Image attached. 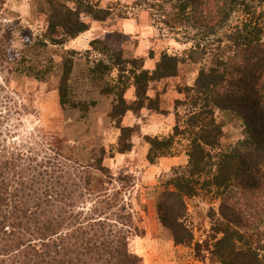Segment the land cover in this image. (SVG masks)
Masks as SVG:
<instances>
[{"label": "trees", "instance_id": "trees-1", "mask_svg": "<svg viewBox=\"0 0 264 264\" xmlns=\"http://www.w3.org/2000/svg\"><path fill=\"white\" fill-rule=\"evenodd\" d=\"M166 1L175 8L181 26L194 31L195 45L188 57L163 52L151 70L142 58L129 59L103 39H93L87 50L99 55L89 62V79L114 97L110 117L121 134L112 153L133 148L138 126L122 124L128 111L160 110L158 100L149 95L151 82L177 75L181 62L203 64L195 83L185 87V98L176 101V107L185 109L183 115L177 111L185 125L177 123L169 136L146 135L152 163L174 155L179 136L188 140L187 164L175 168L158 196V221L175 244L192 245L195 235L187 200L196 196L218 200V209H210L209 237L195 244L197 256L210 254L218 264H264V0ZM39 6L48 30L29 43L36 51L48 44L64 45L89 30L84 16L105 21L111 15L94 0H77L73 6L42 0ZM237 14L238 21L230 23ZM9 50H0V65L9 64L12 72L44 80L53 71V64L41 61L40 67L29 54L17 59ZM73 52H67L62 62L60 104L85 117L96 102L74 95ZM132 86L136 97L131 103L125 95ZM218 110L242 120L244 126L243 138L227 150L222 149ZM17 148L0 139V264H143L130 248L135 228L121 190L112 195L109 188L93 193L90 175L78 182L62 173L65 163L60 159L36 163ZM103 161L102 155L90 166L107 176L110 169ZM50 163L61 173L49 170ZM126 178L132 181L125 176L116 180ZM112 179L111 174L108 180L99 176L96 183L105 186Z\"/></svg>", "mask_w": 264, "mask_h": 264}, {"label": "rangeland", "instance_id": "rangeland-1", "mask_svg": "<svg viewBox=\"0 0 264 264\" xmlns=\"http://www.w3.org/2000/svg\"><path fill=\"white\" fill-rule=\"evenodd\" d=\"M40 1L0 0V50L10 49V55L17 59L27 53L40 67L41 61L54 66L48 78L41 80L12 72L7 63L0 65V139L16 143L17 149L36 158V163L60 159L65 163L62 173L68 172L78 182L85 175L84 183L90 175L88 187L93 193L109 188L112 195L121 190L135 228L130 248L142 257L143 264H218L210 254L198 257L195 250V244L204 242L210 235V209H218V200L204 196L187 200L195 235L192 245L175 244L171 232L158 221V196L175 168L187 164L188 140L179 136L173 146L174 155L160 157L154 163L148 160L150 145L146 141V135L169 136L177 123L185 125L177 114L178 111L183 115L185 109L176 107V101L185 98V87L195 83L203 64L181 62L177 75L150 83L149 95L158 100L160 110L145 107L136 114L127 112L122 124L138 127L132 136L133 148L125 154L112 153L121 134L110 117L114 97L103 94L101 86L88 76L89 62L99 57L87 52L93 39L107 41L129 59L142 58L144 67L153 70L163 52L188 57L195 45L194 31L187 25L181 26L175 8L166 0H94L111 10L108 19L97 21L84 16L90 23L89 30L64 45L48 44L36 51L29 43L48 30L46 15L39 11ZM61 1L73 6L77 0ZM238 17L239 14L235 15L230 23H236ZM69 51H74L70 85L75 97L96 102L85 117L79 110L64 109L60 104L62 62ZM125 96L132 103L135 88H129ZM217 118L223 123L222 149L227 150L243 138V122L219 110ZM102 155L104 166L110 169L107 176L90 166H95ZM52 163L48 164L49 170L61 173L57 170L59 166ZM109 174L113 176L110 184L96 183L99 176L108 180ZM120 176L130 177L132 181L126 178L120 183L116 180Z\"/></svg>", "mask_w": 264, "mask_h": 264}]
</instances>
